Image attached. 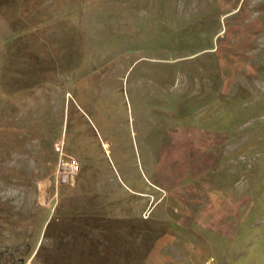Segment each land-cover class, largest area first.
<instances>
[{
	"label": "rangeland",
	"instance_id": "374dc122",
	"mask_svg": "<svg viewBox=\"0 0 264 264\" xmlns=\"http://www.w3.org/2000/svg\"><path fill=\"white\" fill-rule=\"evenodd\" d=\"M0 264H264V0H0Z\"/></svg>",
	"mask_w": 264,
	"mask_h": 264
}]
</instances>
